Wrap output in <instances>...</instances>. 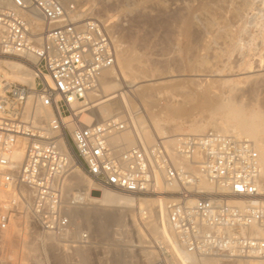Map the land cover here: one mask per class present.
Wrapping results in <instances>:
<instances>
[{
	"label": "built area",
	"instance_id": "obj_1",
	"mask_svg": "<svg viewBox=\"0 0 264 264\" xmlns=\"http://www.w3.org/2000/svg\"><path fill=\"white\" fill-rule=\"evenodd\" d=\"M78 11L59 0H0V59L21 62L33 80L0 78V192L11 195L0 231L19 214L58 241L80 242L69 206L84 199L66 189L77 162L112 191L158 195L161 181L167 222L186 255L264 264L262 169L251 141L209 131L129 147L114 140L128 130L125 118L82 123L80 106L115 66L116 49L104 24Z\"/></svg>",
	"mask_w": 264,
	"mask_h": 264
},
{
	"label": "rangeland",
	"instance_id": "obj_2",
	"mask_svg": "<svg viewBox=\"0 0 264 264\" xmlns=\"http://www.w3.org/2000/svg\"><path fill=\"white\" fill-rule=\"evenodd\" d=\"M251 1L252 6L254 4L250 8L252 11L244 12V17L233 24L236 38L233 48H228L220 39L216 40L215 35L203 27L201 19L216 18L223 11L220 6H228L232 2L241 5L242 0H228V3L220 0H66V6L75 4L84 13L82 16L105 20L102 23L112 36L119 57L131 54L139 57L144 70L140 75V86L150 89L146 94L148 102L140 100L134 103L132 118L123 114L127 115L125 119L130 123L128 130L132 132V135H128L133 139L135 129L132 123L137 119L140 122L136 124L138 133L142 134V129L152 131L158 138L170 135L175 127H179L175 134H187L192 131V122L201 126V132L191 133L200 135L217 131V123L225 121L224 114L216 113L211 117L208 112L198 111L178 120L166 109V106L180 105L185 94H196L203 85H214L216 90L220 88V92H216L221 93L225 103L229 102L235 109L237 107L240 118L264 114V0ZM188 17H191L188 22L194 23L188 24L191 28L186 26ZM184 28L192 30H188L190 38L183 35ZM204 57L209 61V68L208 65H199ZM119 64L116 65L118 72ZM127 83L123 81L120 88L123 89ZM193 85L202 86L198 88ZM195 101L201 103L204 99L195 96ZM85 114L90 115L91 121L95 123L105 120L95 109ZM230 124L238 125L236 119ZM158 125L163 133L160 137L155 130ZM260 137L264 140L263 133ZM72 176L68 180L73 184L67 189L76 187L80 190V185L72 180ZM84 177L90 178L86 173ZM94 188L96 190L90 192L92 197L84 198L79 206L72 209L71 204L69 206L70 215L74 216L72 223L75 236L80 237V242L71 244L58 241L29 219L16 216L11 218L5 231H0V264H58L53 257L55 253H59L67 264H180L173 250L166 247L151 230L153 224L159 228L157 203L143 212L140 202L135 200L152 195L128 194L134 197V202L122 205L118 212L115 204L104 207L95 204L98 202L92 198H99L104 188L99 183ZM94 210L109 213L113 217L109 221L100 220L94 216ZM84 235L87 240L82 241ZM27 246H32L30 257H25ZM195 259L198 261L201 258ZM217 262L231 264L221 260Z\"/></svg>",
	"mask_w": 264,
	"mask_h": 264
},
{
	"label": "bare ground",
	"instance_id": "obj_3",
	"mask_svg": "<svg viewBox=\"0 0 264 264\" xmlns=\"http://www.w3.org/2000/svg\"><path fill=\"white\" fill-rule=\"evenodd\" d=\"M59 1L64 6H66V0H59ZM220 1L223 3L224 2L228 3V0H220ZM221 2H220V4H221ZM223 6H224V4L222 6H220L223 10V11L220 10L222 12V13H220L221 14L220 16H218L216 18L204 17L203 19H201L202 20L201 23L204 25L203 27H205V29L208 32H211L213 35H215L216 40L220 39V40H222V43L224 45H226L228 48H230V47L233 48V46L236 44L235 43L236 38L234 36L235 34L233 33L234 30H232L234 28L233 24L236 23V21H240L244 12H247L249 10L252 11V9H250V8L254 7V4L252 6L251 0H242L241 5H237V4L235 5V3L232 2L231 4H228V6L227 5H225L224 7ZM83 14L84 13H81L80 11H78L77 17H79V18L80 17H86V16H82ZM190 18L189 17L187 18V22H188V19H190ZM184 19H185L184 21L186 22V17ZM191 20H193V19H191ZM104 21L105 20H102L101 22H104ZM190 22H188L186 24V26H189L188 24H190ZM191 23L194 24L193 22H191ZM192 24H190V25H192ZM195 27H196V25H195ZM181 28L182 27H180V29ZM185 28H184V30L187 29V28L186 29ZM184 30L182 31L183 35L186 38H190L191 33H189L188 30H191V29L188 28V30H186L185 32H184ZM208 32H207V34H208ZM213 35H212V37H214ZM111 38H112V36H111ZM112 40H113V38H112ZM113 43H114V46L116 49V64L113 68H111V69H109L103 73L101 80H100L99 91L90 94L86 98L85 102L80 106V108L85 107V109L81 110L79 112V114L86 112V111H90L92 109H95L98 111V113L100 114V116L103 119H108L111 117L126 118L127 115H129L132 118L133 109L135 108L134 103L136 101L140 102V100L143 102H148L146 94L150 88L148 89V88H146V86L145 87L140 86V75H141V72H143L144 70L140 64L139 57L132 55V54L131 55L126 54L127 56H125V57L123 55L124 58H122V56L119 57L117 54V46H116L114 40H113ZM202 49H203V47H202ZM214 55H216V54H214ZM118 64H119L120 72H118L116 70V65H118ZM199 65L206 66V67L208 65L207 68H209L208 59L202 58L199 62ZM198 68H200V66H198ZM0 78H5L9 81L19 82V83H32V81H33L32 80V73L30 72V70L26 66H24L21 62H19L17 60H13V59H0ZM123 81L128 82L129 85H127L128 84L127 83L126 86H124L122 89V88H120V86L122 85ZM193 86L200 88L202 85H193ZM217 86L218 85H216V87ZM202 87L203 88L200 90V92H198L196 94L195 93L185 94V99H187V100L186 101H185V99L182 100L183 103L180 102L181 103L180 105L166 106L167 111L172 116L177 118L178 120H180V118H182V117H186V116L189 117L198 111L199 112L200 111L208 112V114H210L211 117L216 115V113H221L222 115L224 114L225 121L218 122L217 123L218 129H217V131L216 130H214V131H216L218 133L222 132V134H229V135H231L237 139H246V140L251 141L254 144V146H255L258 154H259V157H260V163H261V169H262V184H263V188H264V140L262 139L263 137L262 138L260 137V135L262 133L264 134V114L263 115H253L250 118H244V119L240 118V116L238 115L237 107L235 109V106L230 104L228 101H227L228 104L225 103L226 101L224 102L221 93L216 92V91L220 92V90H221L220 88L216 90V89H214V87H215L214 85H207V86L203 85ZM124 88H127V90H124ZM102 90H104V92ZM195 96H199L200 99L202 98V99H204V101L201 103L199 101L196 102ZM149 104H150V102H149ZM256 112H258V111H256ZM259 112H260V110H259ZM263 112H264V110H263ZM251 113H253V112H251ZM123 114H127V115L125 116ZM234 119L237 120V123H238L237 126H233L230 124V121H232ZM91 120H92V118L88 114L83 115L81 118L82 123H84L85 125L91 124L92 123ZM137 121L139 122L138 119H137ZM137 121L135 120V122L132 123V126L135 129V138L132 139L131 136L128 135V134L132 135V132L130 130H126L122 135L114 138V140L116 142H118V141L124 142L129 147L134 146L139 142L144 146H150V145L154 144L155 141H157L159 138L156 137L154 134H152L151 133L152 131L149 132V131L142 129L143 133L142 134L140 132L138 133V131H137L138 129L136 130ZM129 124L130 123H128V125ZM143 125L141 124V126H143ZM159 126L160 125L157 126L158 128L154 127V129L156 128L155 129L156 133L157 134L159 133L158 135L160 137V135L161 134L163 135V133H162V131H160ZM190 127L192 130L191 132H201V129H200L201 126L200 125H196L195 123L192 122V124H190ZM176 130H179V127L173 128V131L171 133H174ZM166 131H167V129H166ZM191 132H187V134L199 135L198 133L196 134V133H191ZM169 133H170V131H169ZM169 133H167V134H169ZM171 133H170V135L166 136V137H169V139H171V140H172V137L178 135L175 133L172 135ZM125 134H127V135H125ZM180 134L181 133H179V135ZM202 134H204V133H200V135H202ZM171 140L168 142L169 144H172L173 141H171ZM66 148H67V146H66ZM68 151L70 153L69 155H71L73 157L74 155H73V153L69 147H68ZM12 158L16 163H20L23 159V151H18L16 153H14ZM85 173L86 172L83 170L80 163L76 162V165H75L74 170H73L72 180H76V183L78 184V186L80 185V190H82L81 195H83V197H82L83 199L88 198V197H92L90 192H93L94 190H96V188H94V187L98 184V183L95 184L96 181H94L92 178H91L92 180L90 178H85L84 177ZM68 181L66 182V189L70 188V186L73 184L72 182H70V181L68 182ZM158 187L160 188V190L162 191V194H163V191L166 190L165 185L162 184L161 181H158ZM119 193H122V192L117 193V191H115V193H114V192H112V190L104 188V189H102V193L100 194L99 198H92V199L94 200V202L95 201L98 202L95 204H98V206L100 205L101 207L102 206L103 207L104 206H113V204H115V205H117L118 212H120L119 209L122 207V205L127 206V205H131V203L134 202L133 201L134 197H132L128 194L123 195V194H119ZM162 194L158 193V195H152V196H149L147 198L135 199V200L140 202L139 205L142 208L143 212L146 211L147 208L152 206L153 203H157L156 205H158V206L156 207L157 208L156 215L158 218L159 228H158V226H154V224H153V226H151L152 232H154L155 234L158 235L157 237H159V239L162 241L163 244L166 245V247H169V248H171V250H173L177 259H179L180 264H218L217 261H219V260L217 258L203 257L200 260L196 261L197 259L193 260L195 257L193 258V256H188L182 251L180 246L177 244L176 239L174 237V234H173V232H172V230H171V228L167 222V219H166L167 197L162 195ZM10 196L11 195L9 193L0 192V212L6 211L9 209L6 202L8 201ZM14 198H15V195H14ZM116 211H117V209H116ZM93 213H94L95 217H97L98 219L103 220V221H109L113 217V216H110L109 213H98V211H95V210ZM69 214H70V212H69ZM74 214H75V211H74ZM144 215H146V214L144 213ZM16 216L20 217L22 219H29L30 220V218L26 215L20 216L19 214H16ZM16 216L11 215L10 220H11V218L16 217ZM73 217L74 216H71V218H73ZM72 222H73V219H72ZM24 229H26V228H24ZM47 235L54 237L51 234H47ZM32 251H33L32 246H27L25 257H27V255H28V257H30ZM53 257L58 262V264H67V262L61 257V255L59 253L53 254ZM173 257H175V256H173ZM30 259H32V258H30ZM35 259H37V258H34V260ZM38 260H39V257H38ZM40 261L41 260H39V262ZM37 264H38V262H37ZM249 264H263V263H261L259 261H253V262H250Z\"/></svg>",
	"mask_w": 264,
	"mask_h": 264
}]
</instances>
